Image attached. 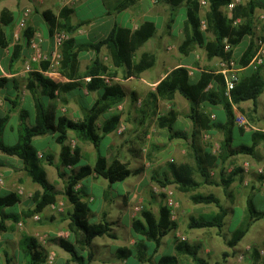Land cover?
I'll list each match as a JSON object with an SVG mask.
<instances>
[{"label": "trees", "instance_id": "1", "mask_svg": "<svg viewBox=\"0 0 264 264\" xmlns=\"http://www.w3.org/2000/svg\"><path fill=\"white\" fill-rule=\"evenodd\" d=\"M136 0H123L120 2L118 10H123L132 5ZM172 7H179L185 2L186 6V36L180 46V52L187 54L195 45L204 47L208 58L230 59L234 56V49L246 35H252L253 16L257 5L251 2L248 12L241 8L236 11L235 17H243L244 23L233 26V21L229 19L222 8L227 6L230 0H207L208 10L205 14L207 20V31L212 35L209 39L201 31V0H166ZM239 7V6H238ZM237 7V8H238ZM236 8V9H237ZM247 9V8H246ZM50 23L51 32L61 29L70 34L69 39L63 46V60L60 72L71 79L68 83H57L44 76L41 72H32L33 78L42 88L40 94L29 86L35 95L36 118L32 125L27 123L28 112L21 111L20 124L17 129V142L8 144L3 139L5 126L9 120L8 116L0 117V151L18 158L23 169L31 180L38 184L41 189L36 191L31 198L28 209L24 212H8L9 208L21 202L19 194L16 192H3L0 194V232L6 229V220L10 219L14 223L19 222L23 217L30 218L43 213L46 208L54 205L58 201L60 192L49 180L48 173L43 165L42 157L39 156L38 147L33 144L35 137L53 134L55 141L61 146L59 154L58 168L64 167L68 180L64 194L72 205V210L68 212L69 228L73 234V242H63L55 238L52 241L61 245L71 255V261L75 264H90L94 255L89 251L86 255L83 251L91 247L93 238L96 236L108 235L111 233V226L108 221L103 223L90 222L91 208L84 199L89 196L84 180L93 174H97L110 184L123 182L133 175H138L142 169H132L119 157L111 160L102 151V144L105 137L115 131L120 123L118 114L112 115L102 125V133L96 131V124L102 114L113 106L120 103L126 96L123 87L117 83L107 84L100 77L104 74H111V70L105 66L100 58L101 49L106 46L109 50L112 63L116 68L128 67L134 75H139L146 69L151 68L157 61L155 53H144L139 60L131 66L132 59L138 49L144 45L156 33V26L153 22L145 21L136 30L115 26L110 34L97 42L79 45L73 36L78 29L71 21L73 10L63 8L58 16L49 12L44 13ZM170 21L173 22L175 14L172 12ZM231 46L226 49V43ZM21 46L16 45L12 61L18 58ZM83 49L93 50L96 58L87 67L86 71L80 73V52ZM256 50L252 43L238 60V64L243 68L247 67ZM43 70L49 69V62L41 63ZM91 76V80L85 85L89 92H96L103 89V93L92 103L82 119L74 120L65 115H57L43 101L42 96L52 98L60 97L62 103L67 104L66 94L82 85L76 79ZM7 82L6 78H0V88ZM213 83V87L209 85ZM34 90V91H33ZM264 93V66L254 69L249 75H241L240 81L234 90L231 91V99L225 94V83L223 75L216 74L211 70H203L197 80L191 78L189 69L185 66H178L171 70L155 87L150 91L144 101L142 114L145 116H158L157 125L160 129H165L169 133L170 139H191L194 150V165L188 162L177 163L169 161L163 176L154 173L152 178L161 186L175 184L183 193L195 192L205 185L222 186L224 191L229 192L230 187L240 173V169L233 171L226 176L222 170L221 180H214L211 171L217 169L221 163H225L229 158L240 154H251L255 146L264 139V133L255 132V143L253 146L240 145L233 147V129L235 127V107L240 111L241 103L252 101L256 112L258 98ZM181 94L190 103V113L188 115L193 123L192 132H187L177 128V120L180 113L171 109L167 114H158L160 101L172 102L176 96ZM222 106L227 119L224 122L212 120L210 114L205 112L206 107ZM249 114V113H248ZM217 129L224 133V140L221 143V153L216 155L211 150L202 149L198 146L197 140L203 132H211ZM75 133L81 142L92 143L97 152V158L93 165L89 163L81 164L83 160L82 148L73 147L68 143L69 132ZM243 131V130H242ZM46 159L53 163V156L49 153ZM199 176V180L197 179ZM81 186L78 188V185ZM108 192L104 197L108 198ZM195 204L215 205L217 211L201 213L199 216L191 217L190 228H218L221 229L229 209L222 203L221 199L213 193L196 192L191 196ZM248 214L244 221L232 231L229 241L230 247H235L246 236L255 221L264 218V209L256 206L255 201L249 198L247 201ZM177 223L172 219L171 209L166 204H160L158 213L151 207H144L140 215L131 222V228L136 237L134 249H119V253L127 256L128 264H179V255H184L193 260V264H210L199 254V246L190 244L186 240H180L174 247L175 252H169L154 258V255L161 247L162 240L173 229ZM23 259L26 264H47V252L41 248L37 238L34 236H24L20 242ZM264 250V243H263ZM255 257L264 264V254L261 255L255 249ZM10 262V258L7 260Z\"/></svg>", "mask_w": 264, "mask_h": 264}, {"label": "rangeland", "instance_id": "2", "mask_svg": "<svg viewBox=\"0 0 264 264\" xmlns=\"http://www.w3.org/2000/svg\"><path fill=\"white\" fill-rule=\"evenodd\" d=\"M252 1L257 2L255 0ZM252 1L242 0L238 5L239 7H236L237 9L235 8L233 11H230L228 7L225 6L222 8V11L233 21V26H238L244 23L245 20L241 16L235 17L236 11H241V8H245L244 11L248 12V8ZM154 2L161 3L164 7L167 6L166 0H154ZM169 7V13L173 11L175 18L173 22H171L169 18L168 23L171 27L168 28V26L165 25V13L157 17L158 25H165L161 32H163L167 41H165L166 44L163 51L161 49L159 53L155 55L157 57L158 55H164L165 62L166 60L168 61L169 68H172L183 60H190V65L193 66L194 69H209L219 73L222 59L208 58L204 47L195 45L187 54H182L180 52V46L185 39L184 34L186 35L185 2L179 7L174 8L168 6L167 8ZM257 8L253 16L252 24V36H256V41L264 32V10ZM207 10L208 4L202 6L201 19H206L205 14ZM105 11H107V7L100 0H90L88 3L84 2L80 6L76 16L80 20L87 18L93 19L101 16ZM234 20H239V22L235 24ZM153 23L157 28V32V23ZM201 31L209 39L212 38V35L207 29H201ZM146 49L151 51L150 45H147ZM135 56L136 54L134 57ZM140 56L137 58L133 57L132 62H137ZM100 58L103 64L112 72L111 74H107L108 81L105 83L120 84L126 93V96L120 103L102 114L97 121L96 131L100 134L102 133L101 127L103 123L115 114L120 116L118 127H123L121 133L117 132V127L115 131L105 137L102 144V151L110 160L117 156L123 162H126L130 168H141L142 172L138 175L130 176L123 182H116L113 184H110L108 180L97 174H93L83 181L89 192V196L85 197L84 200L88 202L91 208L90 222L103 223L104 221H108L111 226L110 231L115 236L114 238L103 235L93 238L91 247L83 251L85 255L89 251L93 253L94 257L90 264H128L129 259L127 256H123L118 251L122 248L134 249L137 240L132 232V220L140 215L144 207H151L154 212L158 213L160 204L167 205L170 196L173 201L176 202L174 221L177 223V227L163 238L161 247L154 255V258H158L169 252H175L174 247L176 243L180 240H186L190 244L198 245L200 256L210 264H260V261L255 257V249H258L261 255L264 254L262 247L264 243V218L254 222L249 232L237 246L230 247L229 241L232 231L244 221L248 214L247 201L249 198H252L256 206L260 209H264V160L262 161L264 153L261 158V163L256 160V158L252 157L254 155L245 156L246 154H240L229 158L225 163H221L217 169L211 171L212 178L220 181L222 170L225 171L226 176L233 171L241 170L236 176V180L233 186L230 187L229 192L224 191L222 186L215 185H205L197 191L190 193L181 192L175 184L161 187L152 178V175L158 173V175L162 177L169 161L177 163L188 162L194 165V150L192 149L191 139H170L168 131L158 127V116H144L141 109L143 108L148 93L152 91L151 87L143 85L139 80L129 79V75L132 73L128 67H114L109 50L106 46L104 47V52L100 53ZM239 58L240 54L234 53L233 59L238 61ZM87 63L84 61L83 66ZM249 66L250 68L248 70H241L239 72L240 76L248 75L254 69H257L253 68L250 64ZM262 66H264V64L259 67ZM162 70H164V66L157 63L149 72L152 74L161 72ZM85 71H81V74ZM96 97L97 95L95 93H90L88 97L82 99L83 104L88 103L87 105H91ZM74 99L77 101L80 98L76 95ZM58 104H60V102H58ZM77 105H79L78 102ZM189 108L188 100L181 94H178L177 98L172 102L160 101L158 114H167L171 109L177 110L181 113L180 122L183 129L190 135L192 127H188L190 123L186 118V112L189 111ZM240 108L243 112L236 108L237 114L235 115L234 127L236 130L235 135L238 137L239 141L234 142L233 140V147L240 145L250 146L252 141L250 142L245 139L246 134L249 137L252 134V138L255 139L253 137L255 132L264 133V93L258 99L256 113L252 112L254 108V103L252 101L241 103ZM208 109L209 107H206L204 111L210 114L212 120H226V114L222 109L217 110L218 120ZM248 111H251V120L249 116L246 115ZM75 112V106L66 108V110L62 111V113L69 115L71 113L75 114ZM84 116L85 114L83 113V117ZM239 116H246L249 119V124L244 126L238 123ZM31 119L33 120V118ZM16 123H18V118H12L10 125L5 128L3 133V139L8 144H15L17 142V129L13 127L16 126ZM44 138L43 136L35 138L33 144L42 148L49 143L48 149L41 151L40 154H42V162L48 173L49 180L60 192L58 201L54 206L46 208L43 213L30 218L23 217L17 223H14L10 219L6 220V229L0 232V264H26L20 247L21 239L24 236H34L37 238L41 248L47 252V264H75L71 261V255L64 247L52 241L55 238L67 243L74 241L73 234L69 228L70 221L68 219V212L72 210L73 207L64 194L68 175L65 174L64 167L58 168L59 147L61 146L50 136H47L46 139ZM223 140L224 133L214 129L211 132H203L200 134L197 143L202 149L211 150L214 154L218 155L221 153V143ZM262 141L263 140H261L260 143ZM68 143L73 147L80 146L82 148L83 160L81 164L89 163L93 165L95 163L98 152L92 143L79 141L75 133L73 137L68 139ZM47 153L53 156V163H50L46 159L45 155ZM0 169H2L6 175L5 184L3 186L0 185V194L13 191L19 194L21 198L20 203L9 208L7 211L13 213L25 212L28 209L32 196L36 191L40 190L41 187L34 183L27 175L23 169L22 162L18 158L7 155L1 151ZM261 169L263 170L262 172H260ZM197 179H200L199 176H197ZM80 186L81 184L78 185V188ZM106 191L108 192L107 199L104 197ZM196 192L215 194L229 209V214L221 229L190 228L189 224L192 216L197 217L201 213L217 211L215 205L195 204L191 196ZM50 257H52V260ZM9 258L10 262H7ZM179 264H193V260L187 256L179 255Z\"/></svg>", "mask_w": 264, "mask_h": 264}, {"label": "crops", "instance_id": "3", "mask_svg": "<svg viewBox=\"0 0 264 264\" xmlns=\"http://www.w3.org/2000/svg\"><path fill=\"white\" fill-rule=\"evenodd\" d=\"M89 1L90 0H79L76 3H73L72 0H0V78L7 79V82H5L3 84V87L0 88V117H5V116L9 117V120L5 128L8 125H10L12 118L17 117L18 123H16V126L13 127L18 129L20 124L21 111L28 112L27 123L29 125H32L35 122V118H36L35 95L34 93H32V90L29 89V86L35 85L34 90L38 94L41 93L42 88L39 87L38 82L34 80L32 72L39 71L44 76L50 78L51 80L57 83L64 84L71 82V79L64 76L60 72V69L57 72L49 73L48 70L45 71L42 69L41 66L42 62L40 63L30 62L32 55L30 42L33 39H37L41 41L44 51L47 54H50L52 50L54 32L53 33L51 32V26L48 20L46 19V16L44 14L45 12H49L55 16H58L63 8L67 7L72 9L73 14L71 15V21L74 25L79 26L73 36L77 39L79 45L94 43L101 39L106 38L110 34V32L114 29L115 26L129 28L134 31L140 26V24L144 23L145 21H152L157 23L158 22L157 17L160 16L162 13H165V25L168 26V28L171 27L170 24L168 23V20L172 16L171 14L173 11L169 13L170 7L167 8L168 6H171L169 3H167L166 4L167 6L164 7L163 4L156 3L154 2V0H137L133 5L119 11L118 10L119 4L123 0H100L107 7V11H105L99 17L93 19L87 18L84 20L82 19L80 20L76 16L77 12L80 6L84 2L88 3ZM255 1H257L255 3L258 6V8L264 10V0H255ZM27 9L31 10V12L30 15L27 17L26 26L21 28L20 22L23 20L24 14ZM157 26H158V31L152 38H150L144 45H142L138 49L135 56L136 58L147 52L157 54L161 49L163 51L164 46L166 44L165 41H167V39L163 35V32H161L164 26L163 25L160 26L158 25V23ZM184 36L186 35L184 34ZM252 43H254V45L256 46V36L255 37H253L252 35L244 36L241 39L240 43L235 47L234 53H237L238 55L240 54L241 57L242 54L248 49V47ZM16 45H19V47L21 46V49H19L18 58L12 61V57L15 52ZM147 45H150L151 51L146 49ZM104 47L101 49V53L104 52ZM79 56H80V73H81V71L86 70L87 66L91 64L90 61L92 62L97 55L93 50L83 49L82 52H80ZM84 61L88 63L83 66ZM157 63L163 65L164 70H162L161 72H156L151 74L149 71L153 67H155ZM190 64H191L190 60H183L180 63L174 65L172 68H169L168 61L166 60L165 62V56L158 55L156 63L151 68L146 69L138 76L132 75L130 73L131 75H129V79L139 80L140 83L149 86L151 87L152 90H154L157 84L171 70H173L178 66L187 67L189 69V74L191 78L194 80H197L200 77V74L203 70H209V69H199V68L194 69V67L191 66ZM133 65L134 63L131 62V66ZM249 68H250L249 65L247 67H243L242 71L248 70ZM87 77H91V76H87ZM100 77L103 80L105 79L104 82L108 78L107 74L101 75ZM76 81H81L82 85L77 89L66 94V98L68 100L67 104L62 103L60 97L52 98L44 95L42 96V98L43 101L46 103V105L57 115H65L71 119L79 120L83 118V113L85 114L88 108L91 107L92 103L99 97L100 94L103 93V89H99L96 92H89L88 89L85 87L87 82H89L86 80V77L81 79H76ZM213 85L214 84L211 83L208 89L212 88ZM90 93H95L97 95L96 99L92 101L91 105H87L88 103L83 104L82 99L88 97ZM76 95L79 96L80 98L77 101L74 99ZM58 102H60V104H58ZM77 102L79 105H77ZM72 106L76 107L75 114L71 113L69 115L66 113H62V111L66 110V108H71ZM236 108L237 107H235V115L237 114ZM218 109H222L224 111L222 106L209 107L208 109L212 113V115L216 117L217 120H218V115H217ZM250 112L251 111H248L249 114L247 113L246 115H248L251 120L252 115ZM252 112L256 113L254 111ZM189 113H190V108L189 111L186 112V118L190 123L188 127L193 128V123L191 119H189L188 117ZM31 118H33V120ZM180 118H181V113L180 116L178 117L176 125L178 129L185 131L180 122ZM246 119L247 121L249 120L247 117ZM235 131L236 130L234 128L233 140L234 142L235 141L237 142L239 141V139L235 135L236 134ZM47 136H50L55 141V136L53 134L44 135L43 136L45 137L44 139H46ZM73 136H74V132L70 131L68 139H70ZM38 137H42V136H38ZM245 139L250 142L252 141L251 145L255 143V139L252 138V134L250 135V137L247 136L246 134ZM48 144L42 148L38 147V149H40L39 154L41 151L48 149L47 148ZM263 145H264V139L258 146H256L253 149V152L251 154H246L245 156L254 155L252 157L256 158V160H258L261 163V158L263 157V153H264ZM59 148L61 150V147ZM263 160L264 158L262 159V161Z\"/></svg>", "mask_w": 264, "mask_h": 264}, {"label": "built area", "instance_id": "4", "mask_svg": "<svg viewBox=\"0 0 264 264\" xmlns=\"http://www.w3.org/2000/svg\"><path fill=\"white\" fill-rule=\"evenodd\" d=\"M73 3H76L79 0H72ZM242 0H230L229 4L227 5L228 9L230 11H233ZM207 0H201V6L207 5ZM31 10L27 9L23 20L20 22V27L23 28L26 26V20L27 17L30 15ZM239 20H234V23L237 24ZM208 27L207 20L201 19V29L206 30ZM70 34H68L66 31L61 29H55L53 33V45L52 50L50 54H47L44 51V48L42 46L41 41L37 39H33L30 42V47L32 50L31 55V61L30 62H43L48 61L49 62V69L48 72H57L59 71L62 60H63V46L65 42L69 39ZM226 49L230 50L231 46L226 41ZM264 64V32L262 33V36H260L256 41V50L254 53V56L250 62V65L253 68H258L259 66ZM30 68V67H28ZM243 70V68L238 64V61L234 60L233 57L230 59H222L221 61V69L219 73L223 75L224 82H225V94L226 96L231 99V91L234 90V88L237 86L238 82L240 81V71ZM87 81L91 80V77H86ZM105 80V79H104ZM108 81V78L106 79ZM105 81V82H106ZM238 123L241 125L247 126L249 123L247 119L244 116H239ZM123 130L122 126H119L117 128V132L121 133ZM40 157H42V154H39ZM263 170L261 169L260 172ZM6 182V175L2 169H0V185L3 186ZM55 205V204H54ZM51 205V206H54ZM167 206L171 209L172 219L174 220V209L176 208V202L173 201L172 197L170 196L168 199ZM52 260V257H50ZM52 262V261H50Z\"/></svg>", "mask_w": 264, "mask_h": 264}]
</instances>
